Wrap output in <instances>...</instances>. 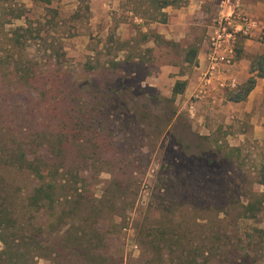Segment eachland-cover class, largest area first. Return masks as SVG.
<instances>
[{"label":"rangeland","instance_id":"1","mask_svg":"<svg viewBox=\"0 0 264 264\" xmlns=\"http://www.w3.org/2000/svg\"><path fill=\"white\" fill-rule=\"evenodd\" d=\"M157 1L0 4L4 191L23 222L35 224L38 215L25 207L38 181L4 161L17 147L39 151L58 131L52 100L66 95L68 113L85 110L97 123L52 160L71 170L69 181L78 177L79 198L105 207L101 218L67 220L59 242L73 223L71 229L86 234L97 229L93 253L102 264H264V98L254 106L236 104L227 91L215 90L190 99L199 72L187 55L202 50L219 5L216 13L194 18L186 36L173 42L158 34L159 27L188 0L162 10ZM253 22L251 34L237 43L248 64L264 52V28ZM29 25L25 41L21 28ZM28 77L37 81L28 84ZM177 81L186 89L173 97Z\"/></svg>","mask_w":264,"mask_h":264},{"label":"trees","instance_id":"2","mask_svg":"<svg viewBox=\"0 0 264 264\" xmlns=\"http://www.w3.org/2000/svg\"><path fill=\"white\" fill-rule=\"evenodd\" d=\"M10 0H0L6 3ZM44 4H50L52 0H37ZM160 10L169 6H174L175 1L159 0L157 1ZM88 8L87 6L85 7ZM161 16H166L164 13ZM155 20V19H154ZM165 22V19L162 20ZM23 35L20 38L27 41V35L31 34L30 25L21 28ZM19 42L18 40L16 41ZM197 55V49H190L187 55V62H191ZM240 58V50L236 48V59ZM20 79L25 81L27 69L22 67ZM250 77L234 91L228 92L226 97L229 102L240 103L247 99L250 92L254 89L257 79L264 78V52L254 56L249 64ZM37 81L29 78L26 83ZM185 82H176L172 89V96L175 97L185 90ZM69 101L66 95L60 94L52 100L53 111H56L58 118V131L50 136L46 142L40 143L37 152H30L24 148L17 147L8 155L4 163L8 166H14L20 171L32 175L38 185L31 191L26 204L29 213L38 215L35 224L23 222L14 209L13 201L4 191V179L0 169V264H38L35 259L44 260L47 264H63L66 252L69 261L80 264H102L101 258L95 256L93 251L97 249L99 233L96 228L86 234L84 230L71 229L70 227L64 233L65 239L59 242L63 229L70 223L67 220H73L78 215H92L95 219L101 218L104 204L99 202H87L83 197L79 198L77 185L78 177L75 175L72 181H69L67 175L72 176L71 170L59 163L53 162V158H60L70 149L71 140L78 136H84L86 131L97 123L91 120L90 115L85 110L83 112L68 113ZM63 110L62 113L59 108ZM69 110V109H68ZM37 147V148H39ZM51 158V159H49ZM61 160V159H59ZM79 199V200H78ZM77 200V201H76ZM252 205L249 203L245 209L250 211ZM43 217V220L39 219ZM96 221L94 222V224ZM68 224V225H67ZM164 235V230H161ZM145 233L146 236L151 234Z\"/></svg>","mask_w":264,"mask_h":264},{"label":"built area","instance_id":"3","mask_svg":"<svg viewBox=\"0 0 264 264\" xmlns=\"http://www.w3.org/2000/svg\"><path fill=\"white\" fill-rule=\"evenodd\" d=\"M219 8L205 35L207 64L201 76V95L215 90L231 92L238 87L232 75L237 43L254 29V22L241 7L240 0H222Z\"/></svg>","mask_w":264,"mask_h":264},{"label":"crops","instance_id":"4","mask_svg":"<svg viewBox=\"0 0 264 264\" xmlns=\"http://www.w3.org/2000/svg\"><path fill=\"white\" fill-rule=\"evenodd\" d=\"M243 2V6L244 8H246V13L250 16V18H252V20L254 21L256 20V23L260 24L264 28V0H244ZM218 5H220L219 0H188L186 6L174 11V13L170 16L169 22L167 24L160 25L158 34L160 36H163L166 40L177 42L181 38L186 36V34L188 33L187 31H189V25H191L190 23L193 22L194 18L206 15L207 13H209V10L210 13H216V11H218ZM202 47V50L197 51V55L194 58L198 64L199 77L196 80V84L193 90L190 92V99L192 97L194 98L195 96L198 97V100L204 98V96L206 95L207 98L213 96V94L210 93L202 95L200 93L202 80L201 76L207 64L205 60V51L207 48L205 37L202 42ZM237 60L238 61L236 62V65L232 69V75L236 79L239 86L250 77L249 64L252 59L249 61V64L241 59V57ZM239 79L243 82L241 83ZM260 98H264V78L257 79L254 89L250 92L246 100L249 102V105L251 104V106H254V104H256ZM193 109L194 105L190 103L188 111L190 112ZM263 124L264 120L262 121L261 125L263 126ZM255 128H257V126H255Z\"/></svg>","mask_w":264,"mask_h":264}]
</instances>
